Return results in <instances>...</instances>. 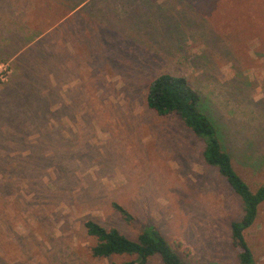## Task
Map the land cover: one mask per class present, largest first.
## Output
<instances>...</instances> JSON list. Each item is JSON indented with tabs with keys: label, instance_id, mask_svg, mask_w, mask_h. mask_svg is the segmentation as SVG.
<instances>
[{
	"label": "rangeland",
	"instance_id": "374dc122",
	"mask_svg": "<svg viewBox=\"0 0 264 264\" xmlns=\"http://www.w3.org/2000/svg\"><path fill=\"white\" fill-rule=\"evenodd\" d=\"M228 2L0 0L5 21L37 39L60 34L67 38L63 51L80 54L68 72L66 62L46 63L49 87L37 93L39 104L47 96L45 103H54L45 110L47 124L38 115L4 122L0 113V129L19 135L6 140L15 173L7 166L0 174L10 186L0 189V264L134 258L93 257L86 220L131 239L154 225L169 242H182L174 248L184 264H237L230 224L243 214L240 198L205 163L202 141L176 116H159L145 103L156 75L185 77L202 94L201 108L237 171L253 190L263 181L264 0ZM8 79L0 84L3 102ZM36 106L24 105L29 113ZM35 128L44 137L31 144L22 134ZM244 237L264 264V201ZM147 264L163 263L152 256Z\"/></svg>",
	"mask_w": 264,
	"mask_h": 264
},
{
	"label": "trees",
	"instance_id": "16d2710c",
	"mask_svg": "<svg viewBox=\"0 0 264 264\" xmlns=\"http://www.w3.org/2000/svg\"><path fill=\"white\" fill-rule=\"evenodd\" d=\"M228 1L219 0L220 3ZM230 1L238 2V0ZM47 35L32 43L11 64L13 68L15 67V76L13 81L10 84L8 83L9 85L7 84L9 87H7L6 102L1 101L3 99L0 100V103H2L0 104V113L4 122L8 120L18 122L19 120L22 123L27 120L31 121L33 116L38 115L39 118L34 117V119L47 124L45 110L47 107L53 106L54 103L51 101L50 104H46L45 99L49 100L47 96L39 104L40 94L37 93L39 91L44 93V89L46 90L49 87L48 75L50 68L46 66V63L56 58L58 65L64 67L63 62H66L67 65H65L64 70L68 72L70 71L69 61L80 55L77 52L74 56H70L68 51H63L66 37L55 34L46 39ZM43 38L45 39L43 40ZM50 44L60 45L61 48L57 51L55 48L49 50L46 47ZM41 51H43V54ZM73 66L77 67V63ZM40 78L43 79V83H39ZM202 100V94L185 77L170 73H160L153 77L145 94V103L149 109L162 117L176 116L189 132L202 141V157L205 163L214 167L240 198L243 214L238 220L232 221L230 224L232 245L237 249V264H257L244 237V231L253 224L257 216L258 206L264 201V179L255 190L251 189L250 185L237 171L231 154L223 149L218 128L201 108ZM33 101L37 106L32 113H29L24 105L28 106ZM39 112L41 115H39ZM0 120H2V117ZM2 131L4 130L0 129V174L4 168L7 169V166H11V172L15 173L16 165L7 163V161L12 163V160L6 158L12 157L9 156L11 149L6 144V140H16L19 135L16 130H13L10 136ZM36 135L43 136L40 128L24 132L22 138L32 144L31 141L35 140L32 137ZM22 149L28 150L29 147L24 146ZM8 187L10 186L2 183V179H0V189ZM112 207L123 220L126 222L132 221L131 214L124 206L113 202ZM84 225L87 234L95 239L94 244L90 247V254L93 257L134 256L133 259L121 262L113 261L110 264H147L152 256H158L163 264H184L174 248H181L182 242H169L154 225L145 226L136 239L127 237L116 227H105L93 220H86ZM1 235H3L2 231H0Z\"/></svg>",
	"mask_w": 264,
	"mask_h": 264
},
{
	"label": "crops",
	"instance_id": "0c3cea01",
	"mask_svg": "<svg viewBox=\"0 0 264 264\" xmlns=\"http://www.w3.org/2000/svg\"><path fill=\"white\" fill-rule=\"evenodd\" d=\"M11 12L14 13V10ZM4 14L5 12H0V21H4L0 26V58L13 64L17 57L23 54V52L37 40V37L26 32L27 30L24 31L22 25L16 27L12 23L5 21L8 18L3 16ZM11 69L12 72L8 79L10 81L13 80L15 76V67ZM2 84L3 83H1V85Z\"/></svg>",
	"mask_w": 264,
	"mask_h": 264
},
{
	"label": "built area",
	"instance_id": "2783aa9c",
	"mask_svg": "<svg viewBox=\"0 0 264 264\" xmlns=\"http://www.w3.org/2000/svg\"><path fill=\"white\" fill-rule=\"evenodd\" d=\"M11 73V67L9 62L0 61V84L7 81Z\"/></svg>",
	"mask_w": 264,
	"mask_h": 264
}]
</instances>
